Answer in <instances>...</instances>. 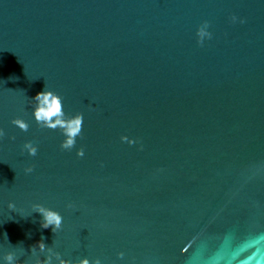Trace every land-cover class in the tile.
Instances as JSON below:
<instances>
[{
	"label": "water",
	"instance_id": "1",
	"mask_svg": "<svg viewBox=\"0 0 264 264\" xmlns=\"http://www.w3.org/2000/svg\"><path fill=\"white\" fill-rule=\"evenodd\" d=\"M46 86L71 150L31 116ZM0 128V260L264 264V0H0Z\"/></svg>",
	"mask_w": 264,
	"mask_h": 264
},
{
	"label": "clouds",
	"instance_id": "2",
	"mask_svg": "<svg viewBox=\"0 0 264 264\" xmlns=\"http://www.w3.org/2000/svg\"><path fill=\"white\" fill-rule=\"evenodd\" d=\"M237 18L233 17L235 21ZM241 23L244 21L241 20ZM209 25L204 23L203 26L198 28L196 32L197 43L203 45L205 40H210L212 38V33L208 31ZM32 111L31 116L34 121L41 127L46 129H57V127L63 129L62 135L65 137L64 141L61 142L60 148L64 150H71L76 144V138L81 134L82 126L84 123L83 113L77 112L74 115L66 116L62 108L63 98L53 90L49 89L47 86L43 91L38 92L35 97L29 100ZM11 124L18 129L27 132L29 129V122L23 118H14L11 120ZM5 133L2 128H0V139L4 137ZM14 140L15 137H10ZM122 143H138L135 140H129L127 137H121ZM22 151H27L30 156H36L37 147L32 142H26L23 145ZM83 148L77 151L79 157L84 156ZM33 171L32 168L25 169V173L29 174ZM14 208V205H10ZM34 211L39 212L42 215V227L48 228L52 227V231L57 233L62 226L63 217L59 212L44 208L43 206L37 205ZM43 254L44 259L41 260V255ZM31 256L35 257V264H73L72 260L65 259L59 251H55L52 247H46L43 243V238L38 246L31 247ZM118 257L123 259L124 253H118ZM19 257L12 253L6 255L3 260H0V264H15ZM78 264H101L100 259H95L90 261L88 257H83L78 260Z\"/></svg>",
	"mask_w": 264,
	"mask_h": 264
}]
</instances>
